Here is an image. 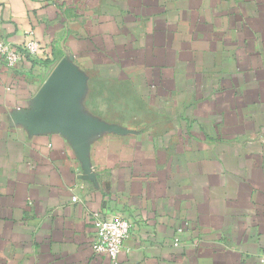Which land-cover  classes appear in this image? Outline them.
Returning <instances> with one entry per match:
<instances>
[{"label": "crops", "instance_id": "obj_1", "mask_svg": "<svg viewBox=\"0 0 264 264\" xmlns=\"http://www.w3.org/2000/svg\"><path fill=\"white\" fill-rule=\"evenodd\" d=\"M31 37L0 59V264H115L96 212L133 223L118 264H264V0H0Z\"/></svg>", "mask_w": 264, "mask_h": 264}, {"label": "built area", "instance_id": "obj_2", "mask_svg": "<svg viewBox=\"0 0 264 264\" xmlns=\"http://www.w3.org/2000/svg\"><path fill=\"white\" fill-rule=\"evenodd\" d=\"M41 51V44L35 38L21 45H14L7 41H0V59L10 67H16L25 57H37ZM78 198L74 197V201ZM96 233L92 244L95 253L106 254L111 260L118 264V257L124 247L125 241L131 236L133 223L130 219L120 216L100 217L98 212L94 213ZM186 226H180L178 233H183ZM180 239L174 242L175 246L180 245ZM264 261V251L261 254Z\"/></svg>", "mask_w": 264, "mask_h": 264}, {"label": "water", "instance_id": "obj_3", "mask_svg": "<svg viewBox=\"0 0 264 264\" xmlns=\"http://www.w3.org/2000/svg\"><path fill=\"white\" fill-rule=\"evenodd\" d=\"M73 84V77L68 71L64 73V79L61 85V90L58 93V100L61 102L64 100L65 95L70 92Z\"/></svg>", "mask_w": 264, "mask_h": 264}, {"label": "rangeland", "instance_id": "obj_4", "mask_svg": "<svg viewBox=\"0 0 264 264\" xmlns=\"http://www.w3.org/2000/svg\"><path fill=\"white\" fill-rule=\"evenodd\" d=\"M149 85H150V84H149ZM152 85L157 86L156 84H152ZM159 91H160V89H159ZM160 103H165V100H162ZM160 103H159V104H160ZM159 104H158V105H159Z\"/></svg>", "mask_w": 264, "mask_h": 264}]
</instances>
